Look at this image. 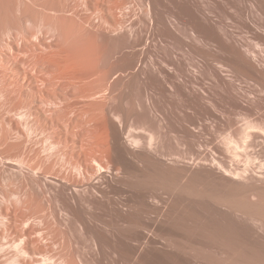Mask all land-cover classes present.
<instances>
[{"label": "rangeland", "instance_id": "obj_1", "mask_svg": "<svg viewBox=\"0 0 264 264\" xmlns=\"http://www.w3.org/2000/svg\"><path fill=\"white\" fill-rule=\"evenodd\" d=\"M15 1L18 2L19 0H5L3 2H2V0L0 1L1 5H2V8H0V28L1 29L3 28V30H5V28L9 29V26H12V24L14 25V23L16 24V17L14 16L15 13L12 11L13 9L12 10L9 9V7L11 6L10 4L12 2H15ZM28 1L33 3L35 0H28ZM89 1L90 0H87L88 8L91 11H94L96 9L97 3L93 2L94 0L93 1L91 0V2H89ZM105 1L107 2V0H105ZM113 1H115V0H113ZM121 1H120V3L124 4V1L123 2H121ZM170 1H171V3H169ZM49 2L51 3L50 5H49ZM49 2H48L47 6L45 5L46 7L42 6L43 8H46V10H44L42 7L40 8V9L44 10V11L41 10L42 14L40 11H37V9H36L37 13L40 12V14H41V15H39V13L37 14V16L38 15L40 16V17L39 16L36 17L37 21L39 19L41 21V18L44 17L45 14H46V17L49 16V12H51L52 7H53L52 13H54V10L57 13H58V11L60 13L61 10H58L60 7V4H58V2L57 3L56 2L52 3V1H49ZM103 2H102V6H104V8L106 6V8H107V4L103 3ZM109 2H112V0H110ZM115 2L119 3L118 0H116ZM115 2H112V3H115ZM128 2H130V4L132 5L131 6V5L127 4L128 5L127 7H129L128 9L131 8L130 10H127L126 9L127 7H124V6L122 9L121 5H120L121 8H119L121 11L118 9L119 10L118 14H119V12H122V11H123V14L125 12L126 15H119V16L120 17L123 16V17H121V19L123 21V24H125V25L127 24L126 27L128 26L127 27L128 29L125 28V25H124V27H123L124 31L122 32V30H121V33L118 31L123 36L119 35V33H117V32H116V34L113 33V35H112V33H111V35L108 34V36L109 35L112 36V42L113 41L115 42V43L113 42L114 45L116 44V42H119V41L120 42H119L118 46H120L122 44V46H120V48L118 50H116L118 52L116 53V51L114 50V49H117L116 46L118 43L114 47L112 42L110 43V40H111L110 36L108 37L109 39L107 37H106V39L103 37V39L106 41L108 40L109 42H107V43L108 44L110 43V45L112 44L111 46L114 47V49H111L112 51L114 50L113 54H110V55L112 56L115 53L116 54L112 58L115 59L116 56H120V55L121 56L125 55V58H126V56L133 57L134 59H139V58L145 57L147 60H153V64L149 65V67H148L149 73L147 76L139 77L140 79L138 78V76H136L137 79L134 78L135 76H133V78H134L133 79V78H130L131 77L130 74H129V77L126 75L131 70V67L129 68L130 69L129 70L128 66L131 64L130 61L132 59V58L128 59V57H127L126 60H129V61H126V63L128 62L129 65H127L128 63L127 64L125 63L124 66H122V68H121L122 69L121 73H120L121 70L119 68L121 66L117 67V68H119V73L121 75L119 76V73H118V76H117V74H115L117 77L113 78L115 75L112 76L111 75L112 71H110L111 72L110 73L111 79H110V76L108 75L107 78L109 77L108 79H110V80L109 81L107 80L108 82H106V80H105V82H106L105 84L107 85L106 89L108 86H109V88L113 87L114 89H116V91L118 93L117 94L115 92V90H112L113 89L112 88L111 91H109V93L111 95H114V96H112L113 98L112 99L110 98V100L108 98V101H109V104H111L110 106L116 112L121 111V112H124L126 115H129V113L131 111H132L131 113L136 112V115L137 114L139 115L141 113L140 117L138 118L139 120L137 119L136 120L137 122L135 121V124L138 123L137 127H139L140 125L142 126L141 123L145 122L144 117L141 119V116L144 113H147V112L149 113V111L153 112V109H154V112H153L154 118L153 119L151 118L153 121L150 119H149V121L152 123L154 122V125L151 126V128H152V131L154 129V131H155L154 133H156V134L159 133L158 131H160V130L162 131L164 129V128L161 129L160 125L158 127V123L160 122V120L162 121V119H165V117L167 115V117H166L167 121L166 120H164V121L168 125L165 124L166 126H165V129L163 130V132L165 131L166 134L163 132H160V134H158L159 135L158 137L155 136V138L157 140L156 141L157 144H155L156 147L154 149V153H155L154 155L158 154L156 157L158 158L157 160L159 161L158 164L156 165L157 166L156 168L158 170L160 168H162V169H160V171H162V173H165V171H167L166 172L167 175L165 174V176H168V175L171 176L172 175L174 178H177L178 176L180 177V175L183 174L181 177L183 178V181L186 182L184 184L186 187L185 188L186 193H184V197H185L184 198V207L186 209L185 219L188 220L187 223H186V220H184L185 225L183 227L184 230L182 229L183 231L180 230L181 231L180 233L174 232L175 236L177 238H179L180 241L183 240L181 242L182 246L176 245V248H175L174 245H171L168 243V241L165 239V237H163L159 234H154L152 236V239H151L152 241L150 242L151 244L149 242H146V244H145V242H144V243H142L143 245L141 244V246L139 247V249L136 253L137 258H136L135 264H264V223L262 222V220H260L261 223L263 224L260 226L261 223L258 220V218L256 219L254 217V219L252 220V218H249L245 213L237 211V209L235 210V208H233L234 205L236 206V204L237 205L240 204L241 208L248 210L247 206L250 205V202H251V203H253V205H251L253 208L249 209V210L255 211V208L259 207L260 204L264 205V200H260L261 196H262V199H264L263 198L264 197V78L261 77L262 75L260 76V73L262 71L264 72V16H263L264 13H261L259 11V10H261L262 12H264V0L263 1L262 0H250V1L249 0L248 1L247 0H154V1L153 0H148V1L147 0L146 1L145 0H131L130 1L129 0ZM128 2H126V3H128ZM141 2L144 4H141ZM148 2L149 3L153 2V3H151V6H152V4H154V6H153L154 7L153 8L154 13H152L153 16L151 15L150 18H148L146 16V10H145L146 4ZM237 2H240V3H237ZM112 3H110V4L108 3V6L111 5ZM126 3H125V6H126ZM256 3H258L259 6L261 5V7L256 5ZM45 4H47V3H45ZM94 4H96V5H94ZM249 4H250V6H249ZM1 5H0V7H1ZM49 6H51V7H49ZM135 6H137V7H135ZM252 6H255L256 8L257 7L258 8L256 9ZM49 8H50V11H48ZM56 8L58 11L56 10ZM248 8L252 12L249 11ZM261 8H263V10ZM8 9L11 11V13L9 12ZM61 9L63 10L62 6H61ZM38 10H39V8H38ZM131 10H132V12H131ZM36 11H34V13ZM56 12H55V14H56ZM7 13H9V15L13 13L11 15L12 17L10 16V18H9V15H7ZM61 13L64 15L65 12L61 11ZM248 13H249V15H248ZM253 13H256V14L253 15ZM34 15H36V13ZM63 15H59V16H62V19H63ZM66 15H68L67 12H66ZM70 15H68V16H70ZM251 15H252V17H251ZM7 16H8L9 22L7 21ZM193 16H194V19L196 18L194 21H193ZM195 16H197V17H195ZM49 17H47V18H49ZM66 17H64L65 22L69 18L68 17L66 19ZM11 18H13L15 20H13ZM34 18H35V16H33V19ZM47 18H46V20H47ZM51 18H53V17L51 16ZM54 18L56 19L55 16H54ZM54 18L52 20H54ZM97 18L98 17H96V19ZM181 18L183 21L181 20ZM187 18H188V20H187ZM198 18H200V19H198ZM60 19H61V17H57V20H60ZM43 20H44V18H43ZM46 20H44V21H46ZM50 20L51 19L49 18V20H47V21L49 22ZM184 20H187V21H184ZM196 20H198V21L195 22ZM199 20H200V22H199ZM37 21H35V19H34V21H32L33 24H32V22H31V24H30V22L28 23V25L30 24L32 26L33 30L36 27L35 28V30L37 29L36 31H38L39 28L41 29V27L44 26V23L41 24L40 21H38V22ZM36 22H37V24H36ZM48 22H47V24L45 23L46 26H44V28L47 27L46 28L47 30H49V29L51 30V28H52V30L54 29V31H52V30L51 31L55 33L56 32V25H55L56 21L51 22V25ZM59 22L61 23V21H59ZM134 22H136V24ZM183 22L187 23V25L188 26L190 25V26L188 27ZM10 23H11V25H10ZM38 23L41 26H39ZM52 23H53V26L55 25L54 26L55 28L51 27ZM99 23H100V20L99 21L96 20V24H99ZM48 24L50 26H48ZM197 24H199V25H197ZM33 25H35V27H33ZM31 26H29V27H31ZM129 26H130V28H129ZM3 30H0V31H2L0 33H5V31L3 32ZM192 31L195 34L197 33V35L192 33ZM7 32H8V30H7ZM108 33H110V32H108ZM202 33H203V35H202ZM210 33H211V35H210ZM5 34L7 37L8 36L7 33H5ZM84 34L86 35L87 33H84ZM212 34H214V36ZM93 35L90 36L89 39H92V40L94 39V41H96V42L98 41L97 42L98 44L100 41L104 42V41L100 40V39H102V36H98L100 34H98V32H96V30H95V34L93 33ZM127 35H128V37H127ZM216 35H217V37H216ZM261 35H262V37H261ZM76 36L78 37V40H79L80 39L79 36L77 34H76ZM76 36H74L75 37L74 39L70 38V39H72L71 43H77L78 42V40L76 39L77 38ZM115 36H117V37H115ZM129 36H131V37H129ZM203 36H204V38H203ZM4 37H5L4 34L0 35L1 47L4 46V43L6 45V42L8 39V38L5 39ZM68 37H70V36H68ZM87 37H89V36H87ZM98 37H100V38H98ZM201 37H202V39H201ZM1 39H4V40H1ZM75 39L77 41L73 42V40H75ZM95 39H98V40H95ZM116 40H118V41H116ZM106 41H105V43H106ZM2 42H4V43H2ZM105 43H103V44H105ZM107 43L105 44L106 45L105 47L103 46V48L107 47V45H108ZM132 44H134V45L132 46ZM142 44H144V45H142ZM110 45H108V47ZM151 45H153V46L150 47ZM108 47H107V50H108L107 54L105 53L106 49H104L105 51H103L107 55L106 56L105 54H103L105 57H108L109 52L112 53V51L109 50L110 48L108 49ZM227 48H229V51L232 50V53L234 52L233 55L229 54L231 52H229ZM134 49H135V51H134ZM222 49H223V51H222ZM226 49H227V51L225 53ZM239 50H241L242 52L240 53ZM124 51L126 52V54ZM235 51L238 52L239 54L236 53ZM144 52H146V54ZM227 52H229V53L227 54ZM252 52H253L254 56H253ZM127 53H128V55H127ZM234 54H236L237 57L238 56L242 57L247 62L249 61V63H247L245 61L247 63L246 67L244 66L245 65L244 61H243V63H241L243 59L242 58H236L235 57L236 55L234 56ZM240 54H242V55H240ZM132 55H134V56H132ZM111 56H109V58ZM109 58H108V60H109ZM112 58H110V60ZM237 59L239 60V62ZM240 59H242V60H240ZM163 60L164 61L166 60L165 64L168 66L166 68V65H165L166 71L168 69L167 78H166L167 82L165 83V85H166L165 88L167 87L165 90V94H164L165 96L161 95L162 91H159L160 87L158 88V86H159L158 81L161 78L160 73L158 72L159 67H160L159 65ZM164 61L162 63H164ZM2 63L4 65L7 64V67L8 66L10 67V65H11V63H9L10 64L9 65L8 63H5V61L1 60L0 72L2 70L4 71L5 68L7 69L8 72L5 71L6 72L5 73L6 75L4 74L5 77L1 78V75H0V84L1 83L4 85L7 84V86H8L9 85L8 83H10V81L13 79L14 81H12L11 83H13V85H14L16 78H13V77H16V75H13V74L15 73V71H13L11 67L10 68H7V67L2 68L1 67ZM240 63L243 65H241ZM250 63L256 69V71L258 70L261 72H258L259 73L258 74L255 71V69L252 68V66L251 67L249 66ZM154 65L157 66V68L155 66V68H156L155 71L153 70ZM247 66H248V68H247ZM124 67H127V69ZM117 68L114 70V72L117 70ZM250 68H252V69H250ZM9 69L11 72L9 71ZM124 69L126 70V73H123ZM263 72L261 74L264 75ZM112 74H114V73H112ZM123 74L125 76L122 78ZM154 74H155V76H154ZM126 76L128 78H125ZM148 76H150L151 78ZM158 76L160 78H158ZM6 77L8 78L7 80H6ZM118 77L122 78L124 80V82L122 79H120V78L118 79ZM147 77H148V79H147ZM129 78L133 79L135 82L133 80H131V82H130ZM144 78H146V80L150 81V83L153 84V85L151 84V86H150L152 90L148 89L149 87L148 88H145L144 86L142 87V85H144V84L142 83L141 80H143ZM4 80H6L8 83ZM127 80L129 81V83ZM110 81H111V84H112V82H115V81L117 83L119 82L118 85H116L117 88L120 87L119 90L116 87H114V84H112L113 86L109 85ZM121 81H122V83H121ZM153 81H154V83H153ZM125 83H128L129 85L125 84ZM2 84L0 85V91H1L2 87H6V86H3ZM131 84H133V85H131ZM167 84H168V86H167ZM120 85L122 86V88ZM123 85L124 86L126 85V88ZM130 86H131V89H130ZM134 86L136 87V89ZM9 88H11L10 85H9ZM103 89H104V87H103ZM127 89H129V90H127ZM132 89H134V90H132ZM140 90H141V92H140ZM130 91L133 92L132 93L133 95L131 94ZM12 92H10L9 96H11ZM24 92L21 94L23 96L16 94V93H12V95L14 94L13 96L15 97V99H14V97L11 96V98L13 97V99H12L13 102L15 104H18V102H19V104L16 105V107H15V104L13 105V102H12V100H10L11 98L9 99L8 95H5V94L2 95L1 94V96H0V98H1L0 99V108H1V110H0L1 111L0 112V123L4 122L3 124H5V125L0 124V126L1 127L3 126L2 130L4 132L6 130L8 131V132L6 131V133L10 132L8 129L13 128V130H15V132H12V130H11L10 135L13 133L16 134V135L15 134L13 135L15 137H10V140L7 139V137L9 138L8 134H7L8 136H6L5 134L1 135L4 133L3 131H1L3 133L0 132V136H2V137L4 136V139H6L5 141L6 142L9 141V143L11 141L15 142L17 139H18L17 141L19 142L20 139H22L24 141V143L27 144L25 146V144L23 143V148H24V146L28 147V145H29L28 148H25L26 150L24 149L25 151L23 153L26 154L27 152H29L28 154L30 155V153H32V151H33V153L30 156L29 155L25 156V154H23L26 157V159H24L25 157L20 156V154H19V152H21V154H22V151H23L21 146L16 144L17 147L19 146L18 149L21 147L20 150H18L15 147V143H14V145L13 144L11 145V143H12L11 142L10 143L11 146L8 145L6 148L5 145H7V144H5L4 143L5 141H3L4 139L2 138L3 139L2 140L0 137L1 141L3 142V143L1 142V144H3L5 146L4 147V146L0 145L1 146L0 150L2 152H4V151L9 150L11 147H13L14 151H16V149H17L18 154H19V155H16V157L14 156L13 159L15 160V158H17V157L21 158L20 160H19V158H17L18 159L17 161L16 160L12 161V156L15 155L14 151H12V152L8 151V152H10L9 155L7 154L8 152L7 153L4 152V154L2 156L0 155V184L2 183V185H5V186H2V185L0 186L1 187L0 199H2V200H0V203H1L0 207H2V205H6L7 207L3 206V208L5 207V209H7L10 206V204H12L11 206L13 207V209H15V207L17 209V210L15 209L16 210L15 213L11 212V211H13L11 206H10L11 209L8 208L10 211L6 210L8 213L3 211L4 210L3 208H2L3 210H0V212H1L0 215L3 212L5 215L8 214L7 216H9V217L7 218V216H6V219H10V217L13 216V218H11L12 220H4L5 215L3 218H2L3 215L0 216V218H1L0 220H2V221H0V225H1V223L2 224L4 223V225L0 226V238L3 236L1 238V242L4 241V244L6 242V245H8L9 243L10 244L14 243L15 236L17 237L16 234L19 231L18 229L23 227L19 224H18L19 225L18 226L17 223L19 222V219L21 218V216L24 213H30V212L34 213V211H36L34 209H37L36 205H35L36 202L39 203V201H41L47 205V199H48L47 196L50 193L49 189L54 188V186H52L53 184L51 182L45 181V178L42 176H39L40 179L36 178V176L38 177V175H39L37 172H39L40 170L44 171L46 166H48L49 163L51 164L52 161L54 160V158H55V161L59 162L60 160H59V158H57V156L55 154H54L55 155L54 158H53V155L46 158V157H44V155L42 153H40V155H41V157H40V155H37V156L35 155L36 153H39V152H36V153H34V152H35L37 147H38L37 149H39V150H40V148L42 149V147H43L42 145H45V143H46L45 138L47 137V135H44L45 137L43 138L42 133H44V134L47 133L49 136L50 135L52 136L54 134L56 137V133L58 135V132H55V130L54 131L52 130V132H54V133H52L51 131H48V130L50 129V127L54 128L52 126H54L56 123H60V122L64 123L65 119L67 120V117H64V114H65V116H67V114L63 111H62L63 115L60 114L61 111H59V110H58L59 113L56 114V112H58V111L53 113L54 116H53V114H51L52 117H54V118L58 117L57 119L60 120V122H56V119H54V118H53L54 119L53 120L52 117L51 116L49 117L47 113H46V115H47V117H46V115L44 116V113L42 111H40V113L37 111L35 113V115L36 114L39 115L40 118H39V116H36L37 117V120H36L35 116L32 117V119L35 117L34 121L36 124H34V121H32V123H31L30 119H29V122L31 123V125L32 124L36 125V127L34 125H32V126H34V129H35L34 131L36 132V133L35 132H33V133H34V135L37 134L38 136L36 135L37 137L36 136L33 137V133H32V136L29 135L30 141H29V139H27V141H25V139L27 137L26 133H28V132L26 129L23 128L24 127L23 125H20L19 129H21L20 134H22V136L19 139L20 135L18 132H16V129H15L16 128L15 123L18 122L17 121L18 117L15 114L16 112L13 111V109L17 108V106H19V105L21 106L23 103L24 104L31 103L33 100L29 97L28 91H26V93H28V94H25ZM144 92H146V93H144ZM120 93H121V95H123L122 97L119 96ZM108 94H107V96L110 97L111 95L110 94L108 95ZM16 95H18L19 97L18 96L16 97ZM25 95H26V97H25ZM148 95L150 96V99H151L150 105H148V102H147V99H148L147 96ZM160 95L163 97H161ZM117 96H119V97H117ZM2 97H5V99H7V101ZM133 97H135V99ZM162 98H163V100H162ZM23 99H25V101ZM117 99H118V101H122V102L116 101ZM9 102L12 104H10ZM117 102L120 104H116ZM6 104H10V105L7 106ZM11 105H12V107H11ZM117 105H118V107H117ZM5 106H7V107H5ZM9 107H11V108H9ZM119 107L122 108L123 110L122 109L120 110ZM146 107H148L149 109ZM151 107H152V110H151ZM7 108H9V110H7ZM125 108H126V110H125ZM10 110L13 111L14 114L11 113ZM145 110H147V112H145ZM161 111H162V114H161ZM163 113L165 114V116ZM134 114H131V115H134ZM13 115H15V116L13 117ZM162 115L164 117L160 118V116H162ZM4 116L5 117L9 116V117H7V119H6V118H4ZM38 118L40 119L39 120L40 123L37 122ZM50 118H51V120H50ZM1 119L5 120V121H2ZM9 119H14L15 120L14 124H13V120H11L12 121L11 122L12 125H11ZM41 120H43V121H41ZM6 121L9 124L8 126L11 125L12 128H11V126H10V128L8 126H7L8 128L6 127V125H7V123H5ZM51 121H54V124ZM79 122L74 123V125H77V123H78L77 129L75 128L77 131H79L80 130L79 128H81V126H83L81 124L79 125ZM152 123H150V124L152 125ZM37 124H40V126L44 125L45 127L48 124V125H50V127L47 126L46 129L47 128H49V129L43 130L45 128L41 129V127H39V126L37 127ZM144 124H143V126H144ZM141 126L139 128H141ZM5 128H7V129H5ZM38 128H40L41 130L39 131ZM159 128H160V130H158ZM75 129H74V131H75ZM37 130L39 132H41V134L39 132H37ZM56 131H58V127L56 128ZM74 131L71 133L72 139L73 138L76 139L80 135V134L77 135V133H76L77 131H75V132ZM49 132H50V134H49ZM73 133L74 134L76 133L75 134L76 137H72ZM59 134H60V132H59ZM137 134L138 135L143 134V132L139 131V132H137ZM41 135H42V137H41ZM5 136H6V138H5ZM39 136H40V138H39ZM29 137H27V138H29ZM31 137H33L32 138L33 140L31 139ZM81 138L82 137L80 135L79 139H81ZM34 139H35V142L37 144H39L37 141H39L41 143L44 142V143L42 145H37L35 142L31 143L32 141H34ZM22 140H21V142H19L20 144L23 142ZM76 140H78V139H76ZM85 141H87V138ZM86 143L87 142H85V146L87 147ZM31 144H33V145H31ZM30 145H31V147L36 145V146H34V148L35 147L36 148L32 150L33 147L30 149ZM39 146H41V147L39 148ZM85 146H84V148H85ZM2 148L6 149V150H4ZM13 149H11V150H13ZM27 149H28V151H27ZM17 151H16V153H17ZM2 152L0 154H2ZM40 152H41V150H40ZM5 154L10 156L11 158L8 157L7 155L4 156ZM33 154L35 156L34 157L35 160L32 161L29 158L31 156H33ZM6 157H8L9 160H7L8 158L4 159ZM39 157L41 158V161L45 160V162L43 161L44 165L41 164V162H40V164L38 163L39 159H40ZM51 157L53 158V160ZM28 159L30 160L29 164H28ZM32 159H33V157H32ZM47 160H49V163H46V162H48ZM35 161H38V162H35ZM55 161H53V163H55ZM58 162H56V163H58ZM31 163L33 164V166H34V164L38 163L39 166L35 165L36 166V168H35V166L33 167L31 165ZM11 164H13V165H11ZM58 165H59V163H58ZM20 166L21 167L24 166V169H22L23 167L21 168ZM29 166H31V167H29ZM43 166H44V168H43ZM13 167H15V168H13ZM25 167H26V169H25ZM19 169L22 172L17 171ZM27 169H29V171ZM31 171H33V172H31ZM160 171H157L156 174L159 172L158 173L159 175L160 174L164 175ZM19 172H21V173H19ZM28 174H30V175L32 174V177L33 176L34 177L32 178ZM17 175H19V177ZM22 175H23V177H22ZM27 175L30 176L33 180L30 177L28 178ZM175 175H177V176H175ZM9 179H11V180H9ZM35 179H37L38 181H36ZM26 180L28 183H26ZM17 181H19V182H17ZM44 181H45V184H44ZM42 182H43V185L41 184V186H40V183H42ZM6 183L7 184L9 183L10 186L9 185L7 186ZM13 183H14V185H13ZM19 183L22 186V187H20V189L18 187ZM31 183H32V185H31ZM46 183H48V184L51 183L52 185L51 184L47 185ZM36 185L39 187H37ZM11 186L13 188L16 187L15 188L16 191H17V188L19 189V191L22 188L23 189L18 194V193H15L16 191H14V189ZM24 186H27L28 190ZM42 186H46V187H42ZM41 187L45 188V189H41ZM5 189H8V190L6 191ZM29 189H31V191H33V192H31V194H30ZM38 189H40L41 191L39 190L40 191L39 192ZM23 190H24V192H23ZM25 190H27L30 195L28 193H25ZM42 190H43V192L45 191V193H42ZM254 190H256L258 193L255 192ZM12 191H13V193H12ZM5 192H6V194H4ZM9 192H11V193L8 194ZM22 192H23V195L26 196V200H29L27 198V196L31 197V199H32L33 195L37 196V197L33 196V198L36 197L37 200L40 199L39 201L33 200V201H35L34 202L35 204L33 203L35 208L34 207H32L33 209L30 208L31 207L30 205H32L30 203H32L33 201L31 200L32 202H30V200H29V202H30L29 206L30 207L25 208L26 210H24V211H22L23 209H21L22 212L18 210L17 206H20L21 202L19 203L20 205L17 204V202H19V198L16 197L15 195L18 194V196L20 197L22 195ZM37 192H38V194H37ZM259 192H260V194H259ZM173 193L174 192H172L171 195L168 194V196L166 195V198H167L166 202L164 204H162L163 206L161 205L163 208L165 205L166 209L164 208V210H163V208L161 207L162 211H160V212L164 216L163 215H162L163 217L160 215L159 216L161 217V219H163V218L164 219L167 218V219L161 220L160 218H158L159 217L158 214H160V213L157 212L156 210H153L155 213H153V211L151 212V214H153V216L156 214L154 217L157 216L156 218L160 219V220L157 219L159 224L164 222L163 223L164 226L167 224V226H169V227L173 226V224L175 223L174 218L176 217V216H174L175 215V213H174V208H175L174 207V205H175L174 199H175V197L173 196L174 195ZM255 193H257V194H255ZM7 194L9 196L10 195L12 196L14 194L13 195L14 198L17 199L18 201L15 200L12 196V197H9V199L12 198L13 200L11 199V201H13V203L12 202L10 203V201L8 202L7 200H9V199H8ZM258 194L261 196H259ZM23 195L21 197L25 198V196H23ZM4 197L6 198V200ZM24 198H21V200H20V201H22V204H23V201H25ZM41 199L44 201H42ZM257 199H259V202H258L259 205L256 204V202L258 201ZM14 200L16 201L15 205H17V206L14 205ZM225 200H227V201L224 202ZM1 201H3V202H1ZM261 201H262V203H260ZM4 202L10 203L9 206H8V203L4 204ZM26 203L28 205V202H25L24 204L26 205ZM38 203H37V205H38ZM21 208H24V207L21 206ZM171 208H173V209H171ZM29 209L33 210V211H30ZM170 209L173 213L170 211ZM187 209H189V210H187ZM25 211H27V212H25ZM163 211H164V213H165V211H168L170 213V216L167 217L163 213ZM9 212L11 214H9ZM192 212L194 213V215ZM15 214H16V216H15ZM14 216L16 217L15 218L16 221H14ZM256 217H260L259 219H262V218L264 219V211L261 210V212L258 213V216H256ZM52 218L53 217L50 218L51 221H52ZM63 220H66L68 222L67 223H66V221L63 222ZM256 220H258V221L256 222ZM7 221H9V222H7ZM13 221L17 225L16 227L14 226L15 224ZM53 221H54V219H53ZM165 221H166V223H165ZM5 222H7V223H5ZM195 222H198V224H200V226ZM11 223H13V227H10V225L12 226ZM61 223H62L61 224L62 227H66V224H67V227H69L68 225H70L69 220L64 219V218L61 220ZM193 223H195V226ZM201 224H203L204 226ZM4 226H9L10 228H13L14 231H13V229H11L12 231L9 230L10 229L9 227L5 228ZM167 226H165V227L169 228ZM3 227H4V229H3ZM7 228H9L7 230L8 232L5 233ZM9 231L12 232V235ZM71 231H72L71 234H69V233L67 234L69 237V238L66 237L67 239L65 238V236H67V235L60 236L61 234L60 235L56 234L53 237L54 239L51 240L50 242H49V240H47V241L44 240L45 242L42 243V241H40V242H37L38 245L37 244L35 245L38 247H41V245H43L42 247H44V248L36 249L35 246H32L34 243L31 244V246L33 247V248L31 247L32 250L34 252L35 251L37 252V255L34 258V260H26V261L22 260L24 257H21L22 255H19V254H18L19 256L17 254H14L17 252H16V250L13 249L14 247L11 244V245H9V247L10 246L13 247V248L10 247V249H12L11 251L7 247L8 249H6L5 252H0V259H1L0 264L2 263V261L5 263H6V261H8L7 262L8 264H70L69 262L72 260V258L74 260V262H73L74 264H120V263L125 264L124 262L122 263V259H121L122 256L125 259L124 251L119 253L116 250H113V251L109 250L108 251V249H106L107 251L106 250H104V251L100 250V252H99V250H97L98 251L97 252L94 249V247H92L91 239L88 238V236L86 237L83 234L79 233L78 231H75L74 229H71ZM14 232H15V234H14ZM7 233L9 235H7ZM55 233H58V231L54 232V234ZM2 234H4V235H2ZM4 236L5 237L7 236L6 239ZM60 238H62V239H60ZM17 239L18 238H16V240ZM68 240L71 243L68 242L69 243L68 244L67 243ZM54 242H56V246L54 245ZM50 243L53 245H51ZM65 245H66V248H65ZM177 247H179V248L177 249ZM63 248H65V249H63ZM67 248H69V250H66ZM70 248H71V250H70ZM172 248H174V249H172ZM6 251L10 252V253H8V252L7 253H8V255L11 254L12 256L6 255L7 254ZM121 253H122V255H121ZM4 254L6 257H4ZM15 255H16V258L19 257L21 259V261L19 258L17 260H15L14 259ZM1 256L3 257V259L1 258ZM10 256L14 257V258H10ZM44 256H49V258L51 257L53 259H50L51 261L48 260L49 262H44V261H46V260H42ZM6 258H7V260L4 261ZM46 258H44V259H46ZM68 258H70V259L67 260ZM118 258H120V259H118ZM9 259H11V260H9ZM12 259H14V262Z\"/></svg>", "mask_w": 264, "mask_h": 264}, {"label": "bare ground", "instance_id": "obj_2", "mask_svg": "<svg viewBox=\"0 0 264 264\" xmlns=\"http://www.w3.org/2000/svg\"><path fill=\"white\" fill-rule=\"evenodd\" d=\"M3 1H5V0H2V2ZM49 1H52V3L58 2V4H60V7L58 10L64 11L65 16L62 14L63 12L61 13V11H60V13H59V11L57 10L58 7L56 8L58 13L55 10H54V13H52L53 12L52 11L53 7H52L51 12H49L50 17L49 16H47V17H49L51 20L54 18V16L56 17V19L54 18V20L57 23V24L55 23L56 32L55 33L52 32V31H54V29L52 30V28H51L52 31L50 29L47 30L46 29L47 27L44 28V26H46L45 23L47 24V22H48L47 20H49V18L46 17L45 13H44L45 14L44 17L41 18L42 22L40 21V19L38 20V21H40L41 24L44 23V26H42L41 29L39 28V30L36 31L37 29L35 30V28H36L35 25L38 22L36 20V17L41 15L42 11L46 10V8H43L42 6L46 7L48 5ZM109 1L107 0V2L110 4L112 2H115L116 0L115 1L112 0V2H109ZM118 1H119V3L115 2V3H112L113 5L111 4L108 6V3L105 0H94L93 2L97 3V5L94 4V5H96L97 10L94 8L95 10L91 11L88 8L87 0H35L33 3L29 2L28 0H19L18 2L17 1L12 2L10 4L12 7L11 6H10L11 8L9 7V9L10 10L13 9L12 11L15 13L14 16L16 17V24L14 23V25L12 24V26H9V29L5 28V30H3V28L2 29L0 28V30H3V32L5 31V33H7V35H8L6 37L5 33H0V35L1 34L5 35V37H4L5 39L8 38L6 45L4 42H2V43H4V46L1 47V45H0V62L2 60V61H5V63H8V64L11 63V65L10 64L9 65L12 68V70L15 71V73H16V74L15 73L13 74V75H16V77H13V78H16L14 85H13V83H11L12 81H14L13 79L10 81V83H8L6 81L8 79L7 77H6V80H4L10 85L11 88H9V85L7 86V84L4 85L1 83L3 86H6V87H2V89L0 91V96H1V94L2 95L5 94V95H8V97L10 99L11 96L14 95V94L12 95V93H16V94L21 95L24 91H25L24 92L25 94H28V93H26V91H28L29 97L31 99H33L31 103H26V104L23 103L21 106L19 105L20 107L17 106V108H15V107H16V105L19 104V102H18V104H15L13 102L12 99L14 96L10 99V100H12L13 105L15 104V107L13 106L15 108V109H13V111L16 112L15 114L18 117L17 118L18 122L15 123V126H16L15 129H16V132H18L20 135L19 139L22 136V134H20L21 129H19L20 125H23L24 126L23 128L27 130L28 133L25 132L27 134V137H29V135L32 136V133L35 132L34 126L36 127V125H34V124H36V123H35L34 119L36 116H39L37 114L35 115V113L37 111L39 113H40V111H42L44 113V116L47 113L49 117L50 116L52 117L51 114H53L54 112H56L58 110L61 111L60 114H62V111L67 114V116H65V114H64V117H67V120L64 118L65 124L63 122H60V120L57 119L58 117H56V118L52 117V119L53 118L56 119V122H60V123H56L54 126H52L55 129L51 128L50 125L47 124V126L50 127V129L47 128V129H49L48 131L52 132V130L53 131L55 130V132H58V135L56 133V137L54 134L52 136L51 135L49 136L45 132L46 134L42 133L43 138L45 137L44 135H47V137L45 138V140H46L45 145H42L44 142L41 143L39 141H37L39 143V144H37L35 142V139H34V141L31 142V143L35 142L37 145L43 146L42 149L40 148L41 146H39L41 152L39 149H37L38 147L37 148L35 147L37 151L35 150L34 153L39 152V153L35 154L36 156L40 155V153H42L44 155V157H46V158L51 156V155H53V158H54V156L56 155L57 158H59V160H60L58 162V161H55V158L53 160V158L51 157L52 160L55 161V163H53V161H52V163L50 164L49 160H47L48 162H46V163H49V164H48V166H46L44 171L40 170L39 172H37L39 175L37 174L38 177L36 176V178L40 179L39 176H42L45 178V181L51 182L53 185L51 183L50 184L52 186H54V188H51L52 190L49 189L50 187L48 186L50 193L48 192L49 195L47 196V198H48L47 199V205L44 202L39 201L40 199L37 200L36 195H33V196H36L35 198H33V196L31 195L32 199H31V197H28V196H27V198L30 200V202H32L33 200H35V201L37 200V201H39V203L40 202L41 203L39 204L38 202H36V204H35L34 203L35 201L30 203L29 200H26V196L23 195L24 190L22 192V195L25 196V198L21 197L22 195L20 194L21 195L20 197L25 199V201H23V204H22V201H20L21 198L18 196V194L23 189L22 188L19 191L20 187H22V186L19 183V186H18L19 189L17 188V191L15 189L16 187L13 188L11 186L14 189V191H16L15 193H18L17 195H15L16 197L19 198V202H17V204H19L21 202L20 203L21 205L19 204L20 206L15 205V202H16L15 200H17V199L14 198V196H13L14 194L12 195L13 198L15 199L14 205L18 207L19 211H21V209H23L22 211H24V210H26L25 208L30 207V206H31L30 208L33 209L32 207H34V204L36 205V208H37V209H34V210H36V211H34V213H31V212L30 213H24L23 212L24 214L19 219V222L17 221L18 222L17 225L19 224L23 227L20 226L21 228H19V227H18L19 229L17 228L19 230L16 234L17 237L15 236V241L13 240L14 243L13 244L11 243L14 248L12 246H10L14 250H16L17 253H14L15 252L14 251L13 252L14 254H17V255L19 254V255H22L21 257H24L22 259L24 261L34 260V258L37 255V252L35 251L36 252L35 253L32 250V248H33L32 246H35L37 244V242L42 241V243H43L47 240H49V242H50L51 240L54 239L53 237L56 234H59V235L61 234L60 236H65L68 233L71 234V232L73 231V230L71 231V229L78 231L79 233L83 234L86 237L88 236V238L91 239L92 247H94V249L96 251L99 250V252H100V250L104 251L106 249H108V251L109 250L110 251L116 250L119 253L124 251L125 259L123 258V256L121 257V259H122V263L124 262L125 264H135L136 263V258H137L136 253H137L139 247L144 242H145V244H146V242L150 243L152 241L151 239H152V236L154 234H159V235L165 237V239L168 241V243L171 245H174L175 248H176V245L182 246L181 242L183 240L180 241V239L175 236L174 232L180 233L181 232L180 230H182L184 225H185L184 220H186L185 219L186 209L184 207V198H185L184 193H186V191H185L186 187L184 184L186 182H184L183 178L181 177L183 174H181V175L179 174L180 177L178 176L177 178H174L172 175H171L172 177L170 175H168L169 177L165 176L167 171L164 170L165 173H162V171H160V169H162V168H160L159 170L156 168L157 167L156 165L159 162L157 160L158 158L156 157L158 154L154 155L155 154L154 149L156 147L155 144H157V142H156L157 140H156L155 136L158 137L159 136L158 134H160V132H163V130L165 129V126H166L165 124H167V123H165L164 120H166L167 115H166L165 119H162V121L160 120V122L158 123V127L160 125L161 129H163V128L164 129L161 131L159 128L158 130H160V131H158L159 133L156 134V133H154L155 132L154 129L152 131V128H151V126L154 125V122L152 123L149 121V119L152 120L154 118V115H153L154 109L152 112V111L148 110L149 109L148 107H146V108H148L147 110L149 111V113L147 112V110H145V112H147L148 114L144 113L145 115L143 114L141 116V119L144 117V119H145L144 123L145 124L141 123L142 126L140 125L141 128H139L140 126L137 127L138 123L135 124V121L140 117L141 113L139 115L138 114L136 115V112L133 111L135 113L134 114V113H131L132 112L131 111L130 113L134 114V115H131L130 113H129V115H126L124 112H121V111L116 112L110 106L111 104H109V101H108V98L110 100V98L112 99L113 98L112 96H114V95H111L109 93V91H111V89L113 87L109 88V86H108L107 87L108 90H107L106 89L107 85L105 84L106 82H108L111 79V76H110L111 72L110 71H112V73H114V74L111 73L112 76L115 74H117V76H118L119 68L121 70L120 71V73H121L122 72V69H121L122 66H124L126 61H129V60H126V58L128 56H126V58H125V55L124 56H121V55L116 56L115 59L112 58L118 52L116 50H118L120 48V46H122V44L120 46H118L120 41L116 42V44L118 43L117 46H116V44L114 45L113 44L114 41L112 42V36H110L111 33L113 35V33L116 34V32L121 33V30H122V32L124 31L123 27L125 24H123V21L121 19V17H123V16L120 17L119 15H126V14H125V12L123 14V11L119 12V14H118V11L120 10L119 8H121L120 5L122 6V9H123V6L127 7L128 5H131L130 2H128L129 0L128 1L127 0H122V1L118 0ZM120 1L121 2L124 1V4H121ZM125 1L128 3H126ZM89 2H91V0ZM102 2L107 4V8H106V6H105V8H104V6H102ZM149 2L146 4V7H145L146 9L144 8L146 10V16L148 18L151 17L152 13H154V10H153L154 4H152V6H151V3H153V2H151V3H149ZM45 3H47V4H45ZM125 3H126V6H125ZM169 3H171V1ZM237 3H240V2H237ZM50 4L51 3L49 2V5ZM141 4H144V3L141 2ZM0 5H1V3H0ZM256 5H258V3H256ZM61 6H62L63 10L61 9ZM249 6H250V4H249ZM41 7L44 10L40 9ZM49 7H51V6H49ZM135 7H137V6H135ZM252 7L256 8L255 6H252ZM259 7H261V5ZM0 8H2V5ZM38 8H39V10H38ZM128 8L129 7H127L126 9L127 10L131 9V8L130 9H128ZM36 9H37V11L41 12V14H40V12H38L39 13L38 16H37L38 13H37ZM261 9L263 10V8H261ZM10 10H9V12L11 13ZM34 11H36L35 12L36 15H34L35 14ZM48 11H50V8L48 9ZM249 11H251V10L249 9ZM259 11L261 13H264L261 10H259ZM55 12H56V14H55ZM66 12L68 13V15H70V14L71 15L70 16L66 15ZM131 12H132V10H131ZM256 13H253V15ZM12 14L9 15V13H7V15H9V18ZM59 15H63V19H62V16H59ZM248 15H249V13H248ZM33 16H35L34 19H35V21H37L36 24L33 25V27H35L34 30L32 29V26L30 25L31 22L34 21ZM51 16L53 18H51ZM263 16H264V14H263ZM57 17H61V19L57 20ZM64 17H66V19L69 17L67 20L68 22L64 21ZM96 17H98V18L96 19ZM195 17H197V16H195ZM251 17H252V15H251ZM43 18H44V20H46V18H47V20H46L47 22L44 21ZM11 19H13V18H11ZM195 19L193 16V21ZM198 19H200V18H198ZM13 20H15V19H13ZM51 20L48 22V23H50V25H51V22H55L54 20H52V21ZM96 20H98V21L100 20V23L96 24ZM181 20H182V18H181ZM187 20H188V18H187ZM187 20H184V21H187ZM7 21H8V16H7ZM59 21H61V23ZM197 21L198 20H196L195 22H197ZM29 22H30V24L28 25ZM199 22H200V20H199ZM11 23H10V25H11ZM134 23L136 24V22H134ZM183 23H185V22H183ZM32 24H33V22H32ZM185 24L187 25V23H185ZM50 25L48 24V26H50ZM126 25H125V28L128 27V26L126 27ZM197 25H199V24H197ZM29 26H31V27H29ZM39 26H41V25L39 24ZM54 26L52 23L51 27H54ZM129 28H130V26H129ZM6 29L8 30V32ZM95 30H96V32H98V34H100L98 36H102V39H100V40H102L104 42L100 41L98 44L97 43L98 41L96 42V41H94V39L93 40L89 39L90 36L93 35V33L95 34ZM0 32H2V31H0ZM108 32H110V33H108ZM84 33H87L88 35L87 34L85 35ZM120 33H119V35H121ZM192 33H194V32L192 31ZM76 34L81 39V40L79 39L80 41L78 40V37L76 36ZM108 34H110L109 36L111 38L110 43L112 42L113 46L114 47L116 46L117 49H114V47L111 46L112 44L111 45H110V43L108 44L107 43V42H109L108 40L106 41L103 39V37L105 39H106V37L108 38L109 37ZM195 35H197V33ZM202 35H203V33H202ZM210 35H211V33H210ZM212 35L214 36V34H212ZM68 36H70V37H68ZM74 36L77 37L76 38L78 40L77 43H71L72 39L75 38ZM87 36H89V37H87ZM121 36H123V35H121ZM131 36H129V37H131ZM115 37H117V36H115ZM127 37H128V35H127ZM216 37H217V35H216ZM261 37H262V35H261ZM70 38H72V39H70ZM98 38H100V37H98ZM203 38H204V36H203ZM76 39L73 40V42H76L77 41ZM201 39H202V37H201ZM1 40H4V39H1ZM95 40H98V39H95ZM105 41L108 45H110L109 47L107 45L108 49L110 48L109 50L114 49L116 51V53L114 52L115 53L114 55H112V56L110 55V54H113L114 50L113 51L111 50L112 53L109 52L108 57H105L103 55L105 53L106 54L108 53L107 47L103 48V46L104 47L106 46ZM116 41H118V40H116ZM101 43L102 44L105 43V44L102 45ZM133 45L134 44H132V46ZM142 45H144V44H142ZM152 46L153 45H151L150 47H152ZM104 49H106L107 52ZM135 49H134V51H135ZM223 49H222V51H223ZM227 49L229 51V48H227ZM227 49L225 50V53H226ZM241 50H239L240 53L243 51V50L242 51ZM103 51H105V53ZM229 52H231V53H229ZM229 52H227V54L229 53V54L233 55V53H234V52L232 53V50ZM128 53H127V55H128ZM144 53L146 54V52H144ZM236 53H238V52H236ZM125 54H126V52H125ZM252 54H253V52H252ZM235 55L236 54H234V56ZM240 55H242V54H240ZM109 56H111L110 57V58H112L111 60H110ZM132 56H134V55H132ZM253 56H254V54H253ZM235 57L236 58H242L240 56L237 57V55ZM108 58H109V60H108ZM130 58H132L130 61V63L132 65L131 64L129 65L128 62H127L128 64L127 63L126 64L129 65L128 69L131 67V70L129 69L130 71L128 70L129 72L127 71L128 74H126V75L129 77V74H130L131 75L130 78H133V76H135L134 78H136V79H137L136 76H138V78L147 76L149 73L148 67H149V65L153 64V60H147L145 57L139 58V59H134L133 57H128V59H130ZM242 59H240V60H242ZM165 61H164V63H162V62L160 63L159 71L157 70L161 76V78L158 76V78H160V80L158 81L159 82L158 88L160 87L159 91H162L161 95H163V96H165L164 94H165V90L167 88V87L165 88V86H166L165 83L167 82L166 78H167V71H168V69L166 71V68L168 66L165 64L166 63ZM243 61L245 62L246 60L243 59L242 62L241 61L240 62L243 63ZM238 62H239V60H238ZM246 62L244 65L245 67H246L247 63H249V61L247 63ZM165 65H166V68H165ZM241 65H243V64H241ZM119 66H121V67H119ZM155 66L156 65H154V67H153L154 71L157 68V66H156V68H155ZM249 66L250 67L252 66L251 63ZM1 67L2 68L7 67V64L4 65L2 63ZM10 67L8 66L7 68H10ZM117 67H119V68H117ZM116 68H117V70H116L117 72L115 71L116 72L115 73L114 70ZM124 68L127 69V67H124ZM247 68H248V66H247ZM252 68L255 69L253 66H252ZM252 68H250V69H252ZM5 71H7L6 68L4 69V71L2 70L0 72L1 78L5 77V75H6ZM9 71H10V69H9ZM255 71H256V69H255ZM256 72L258 73L261 71L257 70ZM120 73H119V76L121 75ZM123 73H126L125 69L123 70ZM261 73H260V76L262 75L261 77L264 78V75ZM108 75L110 76V79H108L109 77L107 78ZM117 76L115 75L113 78H115ZM124 76L125 75L123 74L122 78ZM127 76L125 78H128ZM154 76H155V74H154ZM148 77H150V76H148ZM148 77H147V79H148ZM119 78L120 77H118V79ZM122 78H120V79H122ZM133 79H130L129 81L131 82V80H133ZM105 80H106V82H105ZM111 81L109 82L110 83L109 85L113 86L112 84H114V87H116V85H118V83H119V82L117 83L115 81L117 84L115 82H112V84H111ZM129 81H128V83H129ZM141 81L144 84V85H142V87L143 86L145 88L149 87L148 89H151L150 86L152 83H150V81L146 80V78H144ZM123 82H124V80H123ZM121 83H122V81H121ZM128 83H125V84H128ZM153 83H154V81H153ZM131 85H133V84H131ZM167 86H168V84H167ZM103 87L105 90L103 89ZM124 87L126 88V85ZM119 88H117V89L119 90ZM121 88H122V86H121ZM130 89H131V86H130ZM135 89H136V87H135ZM112 90H115V92L117 93L116 89L113 88ZM127 90H129V89H127ZM132 90H134V89H132ZM141 90H140V92H141ZM10 92H12L11 96H9ZM108 93L111 95L110 97L107 96ZM132 93L133 92H131V94ZM144 93H146V92H144ZM17 96L18 95H16V97ZM21 96H23V95H21ZM119 96L122 97L123 95H121V93H120ZM119 96H117V97H119ZM163 96H161V97H163ZM25 97H26V95H25ZM2 98L5 99V97H2ZM133 98L135 99V97H133ZM147 98H148L147 99L148 105H150V103H151L150 96L148 95ZM14 99H15V97H14ZM118 99L116 101H118ZM5 100L7 101V99H5ZM23 100L25 101V99H23ZM162 100H163V98H162ZM118 102H122V101H118ZM118 102L116 104H120ZM10 104H12V103H10ZM10 104H6V105L8 106ZM7 106H5V107H7ZM11 107H12V105H11ZM11 107H9V108H11ZM117 107H118V105H117ZM9 108H7V110H9ZM121 109L122 108H120V110ZM0 110H1V108H0ZM125 110H126V108H125ZM151 110H152V107H151ZM13 111H11V113L14 114ZM59 111L56 112V114L59 113ZM161 114H162V111H161ZM14 116L15 115H13V117ZM33 116H35V117L32 119ZM53 116H54V114H53ZM164 116H165V114H164ZM164 116L162 115V116H160V118H163ZM7 117H9V116H6V117L4 116V118H6V119H7ZM46 117H47V115H46ZM39 118H40V116H39ZM39 118H38L37 122L40 123ZM29 119H30L31 123H32V121H34V124H32L34 126L31 125V123L29 122ZM1 120L5 121L3 119H1ZM9 120H10V123L12 122L11 120H13V124H14V121H15L14 119H9ZM36 120H37V117H36ZM50 120H51V118H50ZM41 121H43V120H41ZM51 122H53V124H54V121H51ZM75 122H79V125L80 124L83 125V126H81L82 129L79 128L82 132L78 129L81 133L76 130L78 123H77V125H74ZM149 122L152 123V125ZM3 123L4 122H2L0 124L2 125ZM5 123H7V121ZM143 124H144V126H143ZM3 125H5V124H3ZM8 125L9 124L7 123L6 127ZM11 125H12V123H11ZM10 126H8V127L10 128ZM38 126L41 127V129L45 128L43 130H47L46 129L47 126L45 127L43 125L44 126L43 127V126H40V124H37V127ZM56 126L58 127V131H56V128H57ZM2 127L0 126V129H1L0 132L3 131ZM7 128H5V129H7ZM11 128H12V126H11ZM38 129H39V131L41 130L40 128H38ZM74 129H75V131H77L76 132L77 135H79V134L81 135V137H82L81 139H79L80 135H79V137L77 136L78 138H76L78 140H76L74 138H73L74 139L73 140L71 138V135H72L71 133L74 131ZM8 130L10 132H11V130H12V132H15V130H13V128L8 129ZM6 131L5 132L3 131L4 133L1 132V133H3L1 135H4V134L6 136L9 135V138L7 137V139H9V140H10V137H15V136H13L15 133L10 135V132L6 133ZM39 131L37 130V132H39ZM139 131L143 132V134L138 135L137 132H139ZM59 132H60V134H59ZM39 133L41 134V132H39ZM52 133H54V132H52ZM163 133H165V131ZM49 134H50V132H49ZM75 134L73 133L72 137H76ZM36 135H34V133H33V137ZM42 135H41V137H42ZM6 136H5V138H6ZM0 137H1V139L2 138L4 139V136L3 137L0 136ZM27 137H26L25 141H27V139H29V141H30V137L29 138H27ZM33 137H31V139ZM39 138H40V136H39ZM86 138H87V141H85ZM1 139H0V145L4 146L3 144H1V142H2ZM5 140L6 139H4L3 141H5ZM17 140L15 142L11 141L12 142V143L10 142L11 145L12 144L14 145V143H15V147L17 149L19 146H21L23 151H22V154H21V152H19L20 156H23V157L28 156L29 152H27L26 154L23 152L26 150L25 148L29 147V145H28V147H25L27 144H25L22 139H20V141H19V142H21V140L23 141L21 143L22 145ZM84 141L87 142L86 143L87 147L85 146ZM4 143L7 144V145H5L6 148L8 145H10L9 141L8 142L5 141ZM23 143L25 144L24 148H23ZM16 144L19 146L17 147ZM31 145H33V144H31ZM31 145H30V149L32 147H33L32 150L35 149L34 146H36V145H34L32 147H31ZM84 146H85V148H84ZM20 148L18 150H20ZM2 149H4V148H2ZM11 149H13V147H11L7 151H4L6 149H4L3 151L6 153L8 151H10V152L14 151V149L13 150H11ZM17 149H16V151H17ZM16 151H14L15 155H13V154H12L13 156L11 155L12 161L14 160L13 159L14 156L16 157V155H19L18 151H17V153H16ZM27 151H28V149H27ZM1 152L2 151L0 150V153ZM4 152H2V154H0V155L2 156L4 154ZM10 152H8L7 154L9 155ZM32 153H33V151H32ZM32 153H30V155ZM7 154H5L4 156H6ZM23 154H25V156ZM8 157H10V156H8ZM8 157H6L4 159H7ZM32 157H33V159H32ZM34 157L35 156L33 154V156H31L29 159L33 161V160H35ZM40 157H41V155H40ZM17 158H19V160L21 159L20 157H17ZM17 158H15L16 161L18 160ZM24 159H26V157ZM29 159H28V164L30 161ZM7 160H9V158ZM43 161L45 162V160H43ZM43 161H41V158H40L39 162L38 161H35V162H38L39 164L41 162V164L44 165ZM56 162H58L59 165ZM38 163L34 164V166L35 165L39 166ZM11 165H13V164H11ZM31 165L33 166L32 163H31ZM36 166H35V168H36ZM22 167L21 168L24 169V166H22ZM29 167H31V166H29ZM13 168H15V167H13ZM43 168H44V166H43ZM25 169H26V167H25ZM27 170L29 171V169H27ZM17 171H21V170L19 169ZM157 171H160L164 175H161V174L159 175L158 174L159 172L157 173L158 174L157 175L156 174ZM21 172H19V173H21ZM31 172H33V171H31ZM19 175H17V176L19 177ZM28 175H30V174H28ZM28 175H27L28 178L30 176L32 177V174L30 176H28ZM175 176H177V175H175ZM22 177H23V175H22ZM9 180H11V179H9ZM35 180L38 181L37 179H35ZM45 181H44V184H45ZM17 182H19V181H17ZM26 183H28L27 180H26ZM41 184L43 185V182L40 183V186H41ZM46 184L50 185L48 183H46ZM1 185H2V183L0 184V186ZM6 185L8 186L9 183L8 184L6 183ZM13 185H14V183H13ZM31 185H32V183H31ZM2 186H5V185H2ZM24 187L27 188V186H24ZM37 187H39V186H37ZM42 187H46V186H42ZM42 187H41V189H45ZM0 189H1V187H0ZM8 189H5V190L7 191ZM27 190H28V188H27ZM27 190H25V193L29 194V192ZM29 190H30V194H31V192H33V191H31V189H29ZM39 190L40 189H38V191ZM171 191L174 192L173 196L175 197V199L174 198L173 199L175 200V205H174L175 215L174 216H176V217L174 218L175 223L173 224V226L169 227L166 224L165 226L169 227V228H166L163 224L164 222L159 224L157 219L158 218L161 219L160 216L163 215L160 212V211H162V208H163L162 204H164L166 202V199H167L166 195L168 196V194L169 195L172 194ZM254 191L257 192L256 190H254ZM10 193L11 192H9L8 194H10ZM12 193H13V191H12ZM42 193H45V191L43 192V190H42ZM257 193H255V194H257ZM4 194H6V192ZM8 194H7V196L9 199V197H12V196L11 195L9 196ZM37 194H38V192H37ZM259 194H260V192H259ZM259 196H261V195H259ZM11 199L12 198H10L7 201L8 202L10 201V203L11 202L13 203V201H11ZM0 200H2V199H0ZM5 200H6V198H5ZM257 200L258 201L256 202V204L259 205L258 204L259 199H257ZM260 200H264V199H262V196L260 197ZM42 201H44V200H42ZM226 201L227 200H225L224 202H226ZM1 202H3V201H1ZM8 202H6V203H8ZM25 202H28V205H27V203L25 205L24 204ZM6 203L4 202V204H6ZM10 203H8V206ZM29 203L32 204L33 206L32 205L29 206ZM37 203H38V205H37ZM260 203H262V201ZM11 205L12 204H10V206ZM251 205H253V203L250 202V205L247 206L248 210L241 208L240 204L239 205L236 204V206L234 205L233 208H235V210L237 209V211L245 213L249 218H252V220L255 217L256 219L258 218L259 221L262 220V222L264 223L263 218L259 219L260 217H256V216H258V213L261 212V210L264 211V205L260 204L259 207L255 208V211L249 210V209L253 208ZM3 206H6V205H2V207H0V210L4 209L3 211H5V212H7L9 210L8 208H10V206H9L7 209H5V207L3 208ZM21 206L24 208H21ZM164 208H165V205H164ZM164 208H163V210H164ZM15 209H16V207H15ZM15 209H13V207H12L13 211H11V212L15 213L17 210V209L15 210ZM171 209H173V208H171ZM171 209H170V211H171ZM153 210H156L157 212L160 213V214H158V216L160 215L158 218H156L157 216L154 217L156 214L154 216H153V214H151V212ZM187 210H189V209H187ZM30 211H33V210H30ZM168 211H165V213L163 211V213L167 217L170 216V213H169L170 211L169 212ZM25 212H27V211H25ZM153 213H155V212L153 211ZM9 214H11V213L9 212ZM1 215H3L2 216V218H3L5 215L4 212ZM7 215H5L4 220H12L11 218H13V216H11L10 219H6ZM193 215H194V213H193ZM15 216H16V214H15ZM15 216H14V221H16ZM8 217L9 216H7V218ZM51 217H53L52 221L50 220ZM63 218L69 220V224L71 226L68 225L69 227H67V224H66V227H62L61 220ZM53 219H54V221H53ZM160 219H158V220H160ZM163 219H161V220H163ZM165 219H167V218H165ZM258 220H256V222ZM0 221H2V220H0ZM64 221H66V220H63V222ZM187 221L188 220H186V223H187ZM7 222H9V221H7ZM7 222H5V223H7ZM67 222L68 221H66V223ZM165 223H166V221H165ZM195 223L198 224V222H195ZM195 223H193L194 226H195ZM260 223H261V221H260ZM11 224H12V226L10 225V227H13V223H11ZM14 224H15V222H14ZM1 225H4V223L3 224L1 223ZM17 225L15 224L14 226L16 227ZM198 225L200 226V224H198ZM201 225H203V224H201ZM261 225H263V224L261 223L260 226ZM4 227L6 228L9 226H4ZM4 227H3V229H4ZM9 228L6 229L5 233L8 232L7 230ZM11 229H13V228H10L9 230H11ZM11 231H9V232L12 235ZM13 231H14V229H13ZM57 231H58V233L54 234V232H57ZM14 234H15V232H14ZM2 235H4V234H2ZM7 235H9V234L7 233ZM6 237H5V239H6ZM66 237L69 238L68 235L65 236V238ZM1 238H0V242H1ZM16 238H18V239L16 240ZM60 239H62V238H60ZM69 240L67 241V243L68 242L71 243ZM11 244L9 243L8 245H6V242H5V244H4V241L1 242L0 243V252H5V250L8 248L11 251L12 249H10V247H9V245H11ZM31 244H33V245L31 246ZM51 245H53V244H51ZM54 245L56 246V242H54ZM42 246L43 245H41V247H38V246H35V247H36V249L44 248ZM65 248H66V245H65ZM65 248H63V249H65ZM178 248L179 247H177V249ZM172 249H174V248H172ZM66 250H69V248H67ZM70 250H71V248H70ZM7 252L8 251H6V253ZM8 253H10V252H8ZM8 253L6 255H8ZM9 255H11V254H9ZM121 255H122V253H121ZM11 256H10V258L15 257L14 258L15 260H17L19 258L18 256H17L18 258H16V255L14 257H11ZM4 257H6L5 254H4ZM1 258L3 259L2 256H1ZM44 258H46V259H44ZM14 259H12L13 262H14ZM50 259H53V258H51V257L49 258V256H44L42 260H46L44 262H49L48 260H50ZM69 259L70 258H68L67 260H69ZM118 259H120V258H118ZM6 260H7V258L4 261H6ZM9 260H11V259H9ZM20 261H21V259H20ZM7 262L8 261H6V263ZM73 262H74V260L72 258V260L69 263L74 264ZM2 263L6 264L3 261H2Z\"/></svg>", "mask_w": 264, "mask_h": 264}]
</instances>
